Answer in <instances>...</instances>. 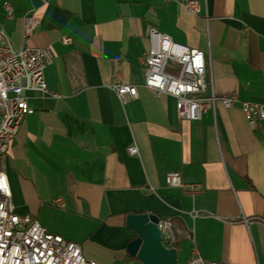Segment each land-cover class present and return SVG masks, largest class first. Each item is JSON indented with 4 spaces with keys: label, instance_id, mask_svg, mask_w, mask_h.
I'll return each mask as SVG.
<instances>
[{
    "label": "crops",
    "instance_id": "0c3cea01",
    "mask_svg": "<svg viewBox=\"0 0 264 264\" xmlns=\"http://www.w3.org/2000/svg\"><path fill=\"white\" fill-rule=\"evenodd\" d=\"M198 1L199 13L182 0H0L13 47L53 54L48 90L27 91L29 111L0 159L15 210L100 264H145L127 250L137 234L126 223L145 212L173 221L176 240L164 242L180 264L194 245L207 261L264 264V120L222 101L264 102V0ZM27 16L39 20L30 36ZM153 30L205 52L204 95L217 101L200 119L144 85ZM117 78L138 84L137 97L123 102ZM170 171L202 190L170 186Z\"/></svg>",
    "mask_w": 264,
    "mask_h": 264
},
{
    "label": "built area",
    "instance_id": "2783aa9c",
    "mask_svg": "<svg viewBox=\"0 0 264 264\" xmlns=\"http://www.w3.org/2000/svg\"><path fill=\"white\" fill-rule=\"evenodd\" d=\"M47 1V0H43ZM187 11L199 13L198 0H182ZM8 17L14 16V7L4 1ZM39 20L27 16L25 35L30 36ZM69 36L62 37L64 43L71 42ZM53 60L50 47L25 45L13 47L9 36L0 26V159L9 151L12 140L18 134L29 111L27 91H47L45 67ZM145 65L144 85L156 93H167L176 97L178 113L181 117L197 120L212 106L215 93L204 95L207 90V62L205 52L174 41L170 36L152 31V45L148 53L141 57ZM173 68L168 70V66ZM113 87L123 102L137 97L139 85L115 79ZM227 107L240 102L247 118L253 124L264 120V102L239 100L235 94L222 97ZM137 153L136 146L130 148ZM170 186L185 187L201 191L202 185L187 183L178 171L166 175ZM12 189L4 167H0V264H100L85 256L82 246L60 234L49 231L37 218L16 212ZM58 206L64 205L62 197L54 200ZM159 227L163 239L172 245L176 240L174 223L171 219H160ZM188 264H230L221 261H207L194 245Z\"/></svg>",
    "mask_w": 264,
    "mask_h": 264
},
{
    "label": "water",
    "instance_id": "95a60500",
    "mask_svg": "<svg viewBox=\"0 0 264 264\" xmlns=\"http://www.w3.org/2000/svg\"><path fill=\"white\" fill-rule=\"evenodd\" d=\"M159 221L160 217L154 213L128 214L126 223L137 236L129 242L127 250L145 264H180L177 249L164 242Z\"/></svg>",
    "mask_w": 264,
    "mask_h": 264
}]
</instances>
